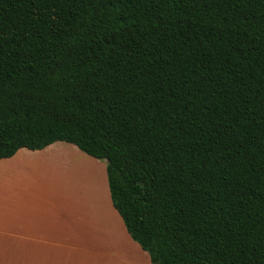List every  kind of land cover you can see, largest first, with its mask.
Listing matches in <instances>:
<instances>
[{"label":"trees","instance_id":"16d2710c","mask_svg":"<svg viewBox=\"0 0 264 264\" xmlns=\"http://www.w3.org/2000/svg\"><path fill=\"white\" fill-rule=\"evenodd\" d=\"M56 142L151 264H264V0H0V160Z\"/></svg>","mask_w":264,"mask_h":264},{"label":"crops","instance_id":"0c3cea01","mask_svg":"<svg viewBox=\"0 0 264 264\" xmlns=\"http://www.w3.org/2000/svg\"><path fill=\"white\" fill-rule=\"evenodd\" d=\"M65 145L79 150L72 144L56 142L39 151L21 149L13 157L0 160V264H127L126 246L138 264H151L148 253L131 238L113 207L101 169L92 168L100 195L96 186L93 193L89 182V187L77 185L78 195L65 198L39 195L36 186L2 169L36 154L68 150ZM67 168L74 175L81 169L77 164ZM111 217L114 226L109 225ZM115 228L121 233V244L114 237ZM120 251L123 259L116 257ZM127 256L131 259L130 254Z\"/></svg>","mask_w":264,"mask_h":264},{"label":"rangeland","instance_id":"374dc122","mask_svg":"<svg viewBox=\"0 0 264 264\" xmlns=\"http://www.w3.org/2000/svg\"><path fill=\"white\" fill-rule=\"evenodd\" d=\"M63 147L69 149H59L54 152L40 153L41 155L36 154L27 160H20L9 166H3L2 169H8L7 172L13 174L16 179L26 181L25 183L36 186V188H38V194L42 196H54L56 198L75 196L78 195L77 185L81 188H85L89 187L90 183L93 185V193L96 194V186L99 192H97V194L100 195L99 185L97 184L99 182L95 180L92 168L96 167L97 169H101L103 171L104 185L108 186L106 172L107 162L105 160L91 158L82 151L74 149V147H67V145ZM64 151L68 154H63ZM74 164L81 167V169H78L79 173L77 175H74L72 172L70 173L71 170L69 171V168H67V166ZM96 178L98 179L97 175ZM108 196L111 200L109 186ZM109 225H115L112 217ZM114 232V237H116L121 244L122 237L119 229L115 228ZM125 250V260L127 264H138L135 260V256L129 251V247L126 246ZM129 254L131 259L127 256ZM116 257L123 259L122 251H120V254L118 253Z\"/></svg>","mask_w":264,"mask_h":264}]
</instances>
